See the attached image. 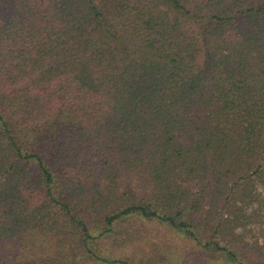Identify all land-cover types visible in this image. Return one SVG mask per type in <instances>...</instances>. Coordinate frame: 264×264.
I'll list each match as a JSON object with an SVG mask.
<instances>
[{
  "label": "trees",
  "instance_id": "trees-1",
  "mask_svg": "<svg viewBox=\"0 0 264 264\" xmlns=\"http://www.w3.org/2000/svg\"><path fill=\"white\" fill-rule=\"evenodd\" d=\"M145 222L264 264V0H0V264Z\"/></svg>",
  "mask_w": 264,
  "mask_h": 264
},
{
  "label": "rangeland",
  "instance_id": "rangeland-1",
  "mask_svg": "<svg viewBox=\"0 0 264 264\" xmlns=\"http://www.w3.org/2000/svg\"><path fill=\"white\" fill-rule=\"evenodd\" d=\"M134 228L141 231L135 241L122 246H112L104 241V253L132 264H234L220 253H206L193 248L180 232L161 224L145 222L136 224ZM85 264L96 263L87 260Z\"/></svg>",
  "mask_w": 264,
  "mask_h": 264
}]
</instances>
